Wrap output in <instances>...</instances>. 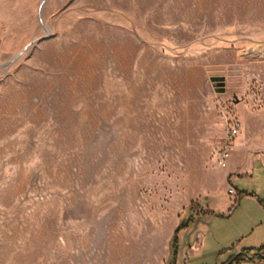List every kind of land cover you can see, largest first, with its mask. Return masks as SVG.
<instances>
[{
	"label": "rangeland",
	"instance_id": "rangeland-1",
	"mask_svg": "<svg viewBox=\"0 0 264 264\" xmlns=\"http://www.w3.org/2000/svg\"><path fill=\"white\" fill-rule=\"evenodd\" d=\"M263 109L264 0H0V264L154 255L177 220L179 264L264 247L255 179L213 196Z\"/></svg>",
	"mask_w": 264,
	"mask_h": 264
},
{
	"label": "crops",
	"instance_id": "crops-1",
	"mask_svg": "<svg viewBox=\"0 0 264 264\" xmlns=\"http://www.w3.org/2000/svg\"><path fill=\"white\" fill-rule=\"evenodd\" d=\"M244 115L245 120H240L242 129L236 140L232 159L230 160L228 168L223 169L221 185L217 193L213 196L214 198H226V203L232 204L233 207L237 205V203L241 201L240 196L237 195L236 197L235 195H229L226 192V186L228 185L229 187L231 185L230 182L234 175H242L251 177L256 181L255 192L251 195H245L244 198L255 200L261 206H264V109L259 112L251 110L244 111ZM177 227L178 220L175 223L174 230L168 237L163 251L158 252L155 248L153 255L151 253L152 249L150 243L148 244L149 248H147V250L135 247L133 244L123 249L122 255H119L115 260L116 263H113V260H111V264H154V262L155 264H168V261L171 259V242ZM178 240L179 252L175 264H179L182 256L185 254L181 233L179 234ZM204 244H206V238L202 234H198L196 240L192 244L195 248L194 253L191 255L192 258L196 256V253L204 250ZM258 249L260 248H249L242 250V252L246 250L256 251ZM231 258L222 264H227ZM242 264H264V261L262 258L257 257L249 259V261Z\"/></svg>",
	"mask_w": 264,
	"mask_h": 264
},
{
	"label": "built area",
	"instance_id": "built-area-1",
	"mask_svg": "<svg viewBox=\"0 0 264 264\" xmlns=\"http://www.w3.org/2000/svg\"><path fill=\"white\" fill-rule=\"evenodd\" d=\"M242 129V123L240 120H233L226 131V136L223 142L222 147L219 149V152L216 157V165L221 169H227L230 163V160L233 156V151L235 148V143L240 135ZM229 195H237V192L233 187L228 189Z\"/></svg>",
	"mask_w": 264,
	"mask_h": 264
},
{
	"label": "trees",
	"instance_id": "trees-1",
	"mask_svg": "<svg viewBox=\"0 0 264 264\" xmlns=\"http://www.w3.org/2000/svg\"><path fill=\"white\" fill-rule=\"evenodd\" d=\"M189 208L192 209L193 205H191ZM183 227L185 226H180L174 233V237L171 242V259L168 264H175L176 262V258L179 250L178 233L179 230L182 229ZM257 257L262 258L264 261V247L256 251H252V250L243 251L241 254L231 258L227 264H242L246 261H249V259L257 258Z\"/></svg>",
	"mask_w": 264,
	"mask_h": 264
},
{
	"label": "water",
	"instance_id": "water-1",
	"mask_svg": "<svg viewBox=\"0 0 264 264\" xmlns=\"http://www.w3.org/2000/svg\"><path fill=\"white\" fill-rule=\"evenodd\" d=\"M46 30H47V34H49V29L46 27ZM22 54H18L16 55L14 58H13V61L16 60L18 57H20Z\"/></svg>",
	"mask_w": 264,
	"mask_h": 264
}]
</instances>
